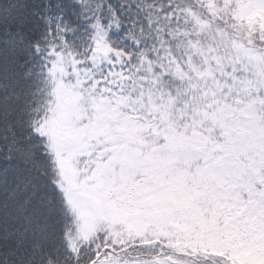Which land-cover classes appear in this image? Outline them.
Segmentation results:
<instances>
[{
    "label": "snow or ice",
    "instance_id": "1",
    "mask_svg": "<svg viewBox=\"0 0 264 264\" xmlns=\"http://www.w3.org/2000/svg\"><path fill=\"white\" fill-rule=\"evenodd\" d=\"M0 264H264V0H0Z\"/></svg>",
    "mask_w": 264,
    "mask_h": 264
}]
</instances>
